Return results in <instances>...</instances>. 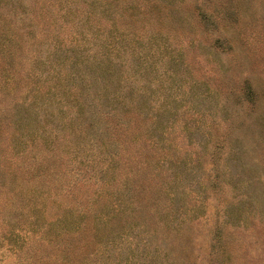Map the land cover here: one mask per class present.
Instances as JSON below:
<instances>
[{
	"label": "rangeland",
	"instance_id": "374dc122",
	"mask_svg": "<svg viewBox=\"0 0 264 264\" xmlns=\"http://www.w3.org/2000/svg\"><path fill=\"white\" fill-rule=\"evenodd\" d=\"M0 264H264V0H0Z\"/></svg>",
	"mask_w": 264,
	"mask_h": 264
}]
</instances>
